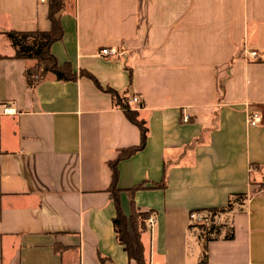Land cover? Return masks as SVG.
<instances>
[{"label":"crops","instance_id":"0c3cea01","mask_svg":"<svg viewBox=\"0 0 264 264\" xmlns=\"http://www.w3.org/2000/svg\"><path fill=\"white\" fill-rule=\"evenodd\" d=\"M47 12L48 0H0V264H134L115 237L108 162L140 131L107 86L138 96L148 127L117 164L125 216L127 189L146 186L134 193L153 210L146 262L201 264L190 210L264 183V0H67L50 51L78 76L29 86L35 60L14 57L6 32L46 31ZM215 219L233 236L207 241L204 264H264V188Z\"/></svg>","mask_w":264,"mask_h":264},{"label":"trees","instance_id":"16d2710c","mask_svg":"<svg viewBox=\"0 0 264 264\" xmlns=\"http://www.w3.org/2000/svg\"><path fill=\"white\" fill-rule=\"evenodd\" d=\"M66 1L67 0H48L47 18L50 21V28L48 30H9L6 32V35L9 37L11 44L15 49L14 57L35 60V63L32 66L26 67L24 70L25 80L27 85L29 86H35L49 72L53 73L56 79L63 81L74 80L78 76V74L73 71L69 62H63L61 64L58 63L57 59L50 51L51 44L62 38L63 29L60 20V13L61 10L64 8ZM80 74L90 77L94 80V82H96V84L99 85L96 78H94V76L88 71L81 70ZM105 90L111 94L114 105L121 108L125 113L126 117L132 123H134L140 131V139L137 144L120 149L116 158L108 162L111 168V182L108 191L114 203L116 211L115 216L112 218L115 237L117 242L122 245L130 262L133 261L134 264H148L144 258V250L143 244L140 239V234L141 232L146 230L147 219L149 218L153 210L142 211L137 209L134 205L135 191L138 189H142L146 186L144 182H141L127 189L131 206V213L129 217L125 216L121 210L119 201L120 189L117 187L118 162L144 148L146 144L148 127L146 126L145 120L139 117L137 108H132L130 106L128 96L118 92L117 90L109 86L105 87ZM138 105L140 107L142 106V103L140 102ZM256 166L257 165H254V167ZM164 186L165 183L163 177L160 182L153 183L152 186L149 187ZM263 188L264 183H260L251 188L249 195L246 193L233 194L229 198L228 203L225 206L200 209V211L206 214V221L191 226H195L199 229V235L203 240L200 260L201 264L206 263L207 241L217 238L221 234L223 227L226 228L224 238L229 239L233 236L231 226H224L222 222L216 224V216L220 215L223 212L233 211L235 209V203H244V200L248 196Z\"/></svg>","mask_w":264,"mask_h":264},{"label":"built area","instance_id":"2783aa9c","mask_svg":"<svg viewBox=\"0 0 264 264\" xmlns=\"http://www.w3.org/2000/svg\"><path fill=\"white\" fill-rule=\"evenodd\" d=\"M39 1H46V0H39ZM118 52L119 50L115 46L114 47L105 46L100 49V53L102 55H106L110 57L116 56ZM251 55H255V52H251ZM129 101L139 104L140 98L136 95H133ZM182 120L184 122L188 121V116L186 114H183ZM259 120H260V116L258 115V113L252 112V114L248 118V124L256 125L259 122ZM188 219H189L190 225L200 224L206 221V214L201 211L192 210L188 213ZM153 221H154V217L153 215H150L149 218L147 219V224L150 226L152 225Z\"/></svg>","mask_w":264,"mask_h":264},{"label":"rangeland","instance_id":"374dc122","mask_svg":"<svg viewBox=\"0 0 264 264\" xmlns=\"http://www.w3.org/2000/svg\"><path fill=\"white\" fill-rule=\"evenodd\" d=\"M118 50H119V49H118ZM119 53H120V52H118V54H117L116 56H118V55H119ZM130 99H131V98H130ZM129 103H130V102H129ZM132 103H134V102H132ZM137 106H139V105L137 104ZM216 221H217V223H216V224H218V223H220V222H221V221H220V219H218V220L216 219ZM193 228H194V231L196 230V231H198V232H199V229H198L197 227H195V226H194Z\"/></svg>","mask_w":264,"mask_h":264}]
</instances>
